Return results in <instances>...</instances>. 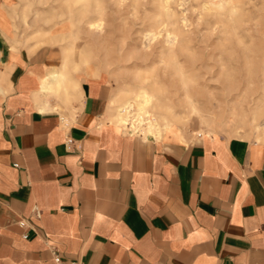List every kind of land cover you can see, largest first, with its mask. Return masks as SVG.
<instances>
[{"label": "crops", "instance_id": "0c3cea01", "mask_svg": "<svg viewBox=\"0 0 264 264\" xmlns=\"http://www.w3.org/2000/svg\"><path fill=\"white\" fill-rule=\"evenodd\" d=\"M15 1L0 0V264H55L53 251L79 264H264V144L123 132L104 122L106 84L82 76L63 128L34 96L61 59L12 49Z\"/></svg>", "mask_w": 264, "mask_h": 264}, {"label": "rangeland", "instance_id": "374dc122", "mask_svg": "<svg viewBox=\"0 0 264 264\" xmlns=\"http://www.w3.org/2000/svg\"><path fill=\"white\" fill-rule=\"evenodd\" d=\"M15 2L12 49L61 59L63 83L34 96L62 119L82 76L106 84L104 122L123 132L264 144V0Z\"/></svg>", "mask_w": 264, "mask_h": 264}, {"label": "bare ground", "instance_id": "6f19581e", "mask_svg": "<svg viewBox=\"0 0 264 264\" xmlns=\"http://www.w3.org/2000/svg\"><path fill=\"white\" fill-rule=\"evenodd\" d=\"M39 83H40V88L37 92L39 93V96H43L45 93L51 90L52 86H59L63 83L62 75L59 72L52 70L48 72V74L44 78H42ZM42 108L49 110L51 109L45 103L42 104ZM52 110L54 109L52 108ZM63 121L65 122L64 119ZM132 131H133L132 134H138V130L132 129ZM146 134L150 135L151 137L154 136V127L152 125L151 126L149 125L146 128Z\"/></svg>", "mask_w": 264, "mask_h": 264}, {"label": "built area", "instance_id": "2783aa9c", "mask_svg": "<svg viewBox=\"0 0 264 264\" xmlns=\"http://www.w3.org/2000/svg\"><path fill=\"white\" fill-rule=\"evenodd\" d=\"M62 118H63V117H62ZM62 118H60V122H61L63 128L66 129V128L69 127V126H68L69 123H68V122H64ZM127 132L132 133L133 131H132V129L129 127V129H128ZM71 145H72V139H71L69 136L66 135L65 140H64V148H65V150H66V151H69V150L71 149ZM31 213H32L33 216L36 217V218H39V217H40V212H39V210H38L36 207H33V208H32ZM18 226H19L20 228H23V229H27V228H28V227H27V223H26V221H24V220H20V221L18 222ZM22 237H23L24 239L27 238V234H24ZM53 261H54L55 264H79V263L76 262V261H66V260H63V259H62L60 256H58V255L56 254V252H54V251H53Z\"/></svg>", "mask_w": 264, "mask_h": 264}]
</instances>
